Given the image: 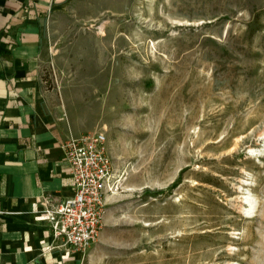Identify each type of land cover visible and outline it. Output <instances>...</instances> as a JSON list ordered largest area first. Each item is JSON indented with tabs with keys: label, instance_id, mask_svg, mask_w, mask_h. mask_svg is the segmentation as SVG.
<instances>
[{
	"label": "rangeland",
	"instance_id": "1",
	"mask_svg": "<svg viewBox=\"0 0 264 264\" xmlns=\"http://www.w3.org/2000/svg\"><path fill=\"white\" fill-rule=\"evenodd\" d=\"M43 38L119 185L84 264H264V0H73Z\"/></svg>",
	"mask_w": 264,
	"mask_h": 264
},
{
	"label": "crops",
	"instance_id": "2",
	"mask_svg": "<svg viewBox=\"0 0 264 264\" xmlns=\"http://www.w3.org/2000/svg\"><path fill=\"white\" fill-rule=\"evenodd\" d=\"M72 2L0 0V264H84L50 237L44 214L73 195L62 147L84 134L59 118L43 82V26Z\"/></svg>",
	"mask_w": 264,
	"mask_h": 264
},
{
	"label": "built area",
	"instance_id": "3",
	"mask_svg": "<svg viewBox=\"0 0 264 264\" xmlns=\"http://www.w3.org/2000/svg\"><path fill=\"white\" fill-rule=\"evenodd\" d=\"M73 195L58 204L46 203L50 237L67 251L85 252L98 240L107 214V197L118 190L104 132H89L63 144ZM45 251L52 246L45 243Z\"/></svg>",
	"mask_w": 264,
	"mask_h": 264
}]
</instances>
